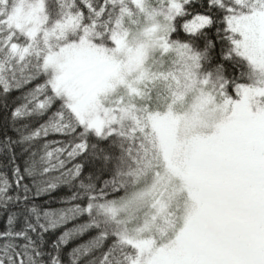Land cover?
I'll return each instance as SVG.
<instances>
[{
  "label": "snow or ice",
  "instance_id": "obj_1",
  "mask_svg": "<svg viewBox=\"0 0 264 264\" xmlns=\"http://www.w3.org/2000/svg\"><path fill=\"white\" fill-rule=\"evenodd\" d=\"M0 264H264V0H0Z\"/></svg>",
  "mask_w": 264,
  "mask_h": 264
},
{
  "label": "trees",
  "instance_id": "obj_2",
  "mask_svg": "<svg viewBox=\"0 0 264 264\" xmlns=\"http://www.w3.org/2000/svg\"><path fill=\"white\" fill-rule=\"evenodd\" d=\"M78 225V222L74 221V222H70L69 224L66 225V228L67 229H72L74 227H76ZM60 231H64V229H60ZM56 235H59V232L56 234ZM55 237H53L54 239ZM89 239V235L88 234H85L83 236H80L79 238H72V240L70 241L69 243V246L68 248L70 249L71 247L75 246V245H78V244H81V243H84L86 242L87 240Z\"/></svg>",
  "mask_w": 264,
  "mask_h": 264
}]
</instances>
